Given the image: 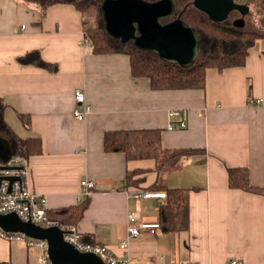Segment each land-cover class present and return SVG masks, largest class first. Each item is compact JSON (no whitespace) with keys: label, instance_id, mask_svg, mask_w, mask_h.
<instances>
[{"label":"crops","instance_id":"crops-1","mask_svg":"<svg viewBox=\"0 0 264 264\" xmlns=\"http://www.w3.org/2000/svg\"><path fill=\"white\" fill-rule=\"evenodd\" d=\"M257 45L243 66L207 69L204 90L156 91L147 79L132 77L127 55L92 53L73 6L55 4L42 14L32 2L0 0L5 119L18 135L39 137L42 145V153L27 160L29 189L44 197L46 210L88 197L80 220L68 226L128 264H264V196L229 188L227 173L246 167L250 184L264 186V107L248 103L264 99V54ZM32 50L56 64V71L18 63ZM76 89L91 105L81 121L72 114ZM174 110L184 113L186 126L170 131L168 112ZM19 113L29 116L28 130ZM139 129L161 130L163 148L205 155L198 151L156 172L153 160L127 161L123 153L104 151L105 132ZM136 170V183L126 185V175ZM82 180L94 183L88 196L82 195ZM166 189L188 191V229L142 231L120 249L130 213L136 224L158 223L166 197L147 199L143 193ZM43 255L36 245L0 237V264H43Z\"/></svg>","mask_w":264,"mask_h":264},{"label":"trees","instance_id":"trees-1","mask_svg":"<svg viewBox=\"0 0 264 264\" xmlns=\"http://www.w3.org/2000/svg\"><path fill=\"white\" fill-rule=\"evenodd\" d=\"M37 4L43 12L55 4L73 6L81 15L83 38L87 40L95 55L124 54L129 58L130 73L134 78L149 81L152 90H204L205 74L209 68L219 71L243 66L250 50L262 43L264 54V0H249L246 4L254 7L256 14L249 9L244 16V26L236 27L234 20L243 18L236 11L227 19L214 22L200 10L194 8L192 0H173L175 12L162 22L180 19L194 28L199 37V55L189 68L162 60L156 53L137 49L133 44L122 43L110 36L104 25L101 13L103 0H25ZM156 2L158 0H144ZM246 22V23H245ZM22 65H32L49 72L56 71V64L44 61L37 50H32L17 58ZM6 105L0 98V137L10 145L11 156L28 160L31 156L42 153L39 137H22L5 119ZM4 115V117H3ZM21 126L28 130L30 118L27 114H17ZM103 148L107 153H123L127 161L153 160L156 172H164L174 168L183 157L204 154L200 149H166L161 143V130H114L107 131L103 137ZM2 163V162H1ZM141 170L128 172L126 185ZM228 186L245 192L264 196V186H252L246 167H230L227 169ZM162 189V188H161ZM89 198L85 197L78 204L69 207L46 210L48 219L61 226L76 225L88 206ZM188 191L166 189V202L159 208V228L164 231H186L188 229Z\"/></svg>","mask_w":264,"mask_h":264},{"label":"water","instance_id":"water-1","mask_svg":"<svg viewBox=\"0 0 264 264\" xmlns=\"http://www.w3.org/2000/svg\"><path fill=\"white\" fill-rule=\"evenodd\" d=\"M192 5L214 22H221L236 11L242 17L249 13L246 4L233 0H192ZM175 12L173 0H103L101 13L107 33L122 43H132L137 49L156 53L162 60L191 67L199 55V37L194 28L180 19L162 20ZM233 25L243 27L244 20H234ZM10 145L0 137V162L10 159ZM13 182L18 177H0ZM0 229L45 241L46 254L51 264H104L91 253L80 252L63 238L64 230L58 226L41 227L22 221L15 213L0 215Z\"/></svg>","mask_w":264,"mask_h":264},{"label":"built area","instance_id":"built-area-1","mask_svg":"<svg viewBox=\"0 0 264 264\" xmlns=\"http://www.w3.org/2000/svg\"><path fill=\"white\" fill-rule=\"evenodd\" d=\"M235 3H246L249 0H233ZM84 42H86L84 40ZM75 106L72 114L76 120H83L87 114L91 112V105L87 102L84 93L76 89L73 93ZM248 103L255 106L264 107V99L262 98H249ZM169 123L167 125L168 130H174L176 128H184L186 126V118L184 113L180 110H174L168 112ZM173 119H175L173 121ZM0 177H18V180L9 182L8 180H2L0 183V215L8 213H15L22 221H30L41 227H49L54 224L46 218V202L44 197L33 193L28 186V165L27 161L18 156H11L6 162H0ZM80 187L83 196H88L91 190L94 188V183L87 180L80 182ZM136 198L141 194L135 195ZM145 198L164 199L166 197L165 192H145L143 193ZM127 226V239L120 242L119 248L126 249L128 241L131 238L138 237L142 231H148L150 234H154L159 229L158 223L147 224L137 223L135 215L130 213L128 215ZM61 228V227H60ZM64 230L63 238L66 242L71 244L76 250L85 253H91L100 258L104 264H128L127 260L116 259L108 247L103 245H95L82 240V236L79 231L73 227L68 226L61 228ZM0 237L11 240L23 242L28 246L36 245L43 249L44 255L42 257L43 264H51L47 257V246L45 241L31 239L23 234L5 232L0 229ZM6 264V263H1ZM176 264H196L193 262H184ZM225 264H243L240 260H231Z\"/></svg>","mask_w":264,"mask_h":264},{"label":"rangeland","instance_id":"rangeland-1","mask_svg":"<svg viewBox=\"0 0 264 264\" xmlns=\"http://www.w3.org/2000/svg\"><path fill=\"white\" fill-rule=\"evenodd\" d=\"M249 9H251L255 14L257 13V12H255L256 10H255V8L254 7H249ZM84 43H86L87 45H89V43H88V41L86 40V42H84ZM260 42H258V44H259ZM90 46V45H89ZM80 90V89H79ZM75 91V90H74ZM74 93V92H73Z\"/></svg>","mask_w":264,"mask_h":264},{"label":"bare ground","instance_id":"bare-ground-1","mask_svg":"<svg viewBox=\"0 0 264 264\" xmlns=\"http://www.w3.org/2000/svg\"><path fill=\"white\" fill-rule=\"evenodd\" d=\"M195 8V7H194ZM237 13V12H236ZM244 19V18H243ZM246 23V22H245ZM175 65V64H174ZM179 66V65H178ZM3 117H4V115H3Z\"/></svg>","mask_w":264,"mask_h":264}]
</instances>
